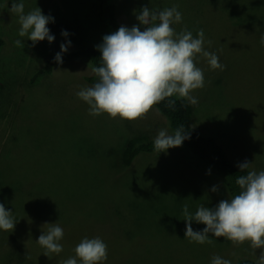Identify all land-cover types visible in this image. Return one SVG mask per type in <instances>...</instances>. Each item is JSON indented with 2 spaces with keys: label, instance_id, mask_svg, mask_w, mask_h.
Returning a JSON list of instances; mask_svg holds the SVG:
<instances>
[{
  "label": "rangeland",
  "instance_id": "rangeland-1",
  "mask_svg": "<svg viewBox=\"0 0 264 264\" xmlns=\"http://www.w3.org/2000/svg\"><path fill=\"white\" fill-rule=\"evenodd\" d=\"M96 1L23 0L25 13L39 7L55 22L80 18L86 43L97 48L109 31L95 14ZM115 3L120 27H141L134 13L144 7L177 6L183 19L174 26L176 33L186 28L195 37L204 31L205 49L216 53L224 67L211 70L198 57L205 86L192 93L198 103L191 104V125L215 139L236 167L247 160L252 171H264V48L259 42L264 0ZM11 6L12 0H0L5 84L0 99V203L13 212L16 226L12 232L0 231V264L18 257L20 264H63L85 237H100L107 244L105 264H210L215 255L232 264L242 255L257 259L262 250L254 253L247 242L234 246L211 234V243L203 245L185 239V204L195 212L199 205L212 208L229 199L219 189L218 176L211 172L204 177L186 162L187 152L178 149L160 156L141 154L133 169L117 165L128 139L141 134L155 138L161 129L172 134L169 121L155 107L136 121L90 116L88 105L76 95L92 86L85 81L91 70L82 59L61 63L35 79L68 39L54 35L51 44L44 40L35 46L24 39L25 47H17L20 24ZM213 186L217 192L211 191ZM55 222L64 230L63 251L50 259L36 240L46 223ZM192 227L201 231L206 225L193 221Z\"/></svg>",
  "mask_w": 264,
  "mask_h": 264
},
{
  "label": "clouds",
  "instance_id": "clouds-1",
  "mask_svg": "<svg viewBox=\"0 0 264 264\" xmlns=\"http://www.w3.org/2000/svg\"><path fill=\"white\" fill-rule=\"evenodd\" d=\"M11 14L18 17L20 28L17 47L24 48V39L32 41L33 46L47 40L55 41L49 23L55 18L45 15L41 8L28 13L24 11L23 0H12ZM136 14L137 20L144 25L128 28L121 26L117 31L105 35L97 46L101 53V66L93 68L97 82L82 88L77 97L88 105L90 116L108 115L126 121H136L147 114L155 105L168 99L169 106L175 108L177 99L186 100L192 105L198 99L192 95L195 90L205 86L204 71L197 66L202 56L211 70H223L219 57L205 49V34L201 29L194 37L186 28L176 33L175 25L182 23V13L177 6L154 10L144 7ZM61 35L69 37L63 30ZM264 46V35L260 38ZM72 46L71 40L60 45L54 59L62 63V56ZM191 139L190 132L184 126L170 134L161 129L153 140L154 151L167 154L169 149L183 145ZM241 172L249 169L247 160L237 165ZM208 174H211L209 169ZM239 193L229 199L221 200L215 207L199 205L195 212L185 204L182 215L186 221L185 239L190 243L203 245L211 243L210 234L215 238L223 237L234 246L248 243L256 253L261 249L255 264H264V171H248L236 179ZM212 192L218 187L213 186ZM206 225L201 231H194L192 223ZM47 225L46 230L44 226ZM36 243L44 250L43 254L51 259L63 251L61 241L64 230L58 222L46 223ZM16 223L13 212L0 203V231H14ZM75 256L63 261V264H105L108 259V246L100 238H83L75 247ZM210 264H232L231 260L219 255L211 258Z\"/></svg>",
  "mask_w": 264,
  "mask_h": 264
},
{
  "label": "trees",
  "instance_id": "trees-1",
  "mask_svg": "<svg viewBox=\"0 0 264 264\" xmlns=\"http://www.w3.org/2000/svg\"><path fill=\"white\" fill-rule=\"evenodd\" d=\"M95 7V14L98 20L107 27L109 34L117 31L120 28V25L117 21V5L115 0H97ZM47 26L53 35L62 36L61 33L63 30H67L69 32L70 35L67 37V39L71 40L72 44L76 47H74L75 50H70L63 54L62 63L75 59L84 60L86 65L91 70L90 76H87L85 81L90 85H94L98 78L92 69L101 66V53L96 47L86 43L85 29L80 21V18L74 16L66 17V19L63 21L60 20V22L49 23ZM144 27V25H141L140 29L143 31ZM3 44V40L0 39V48L3 46ZM54 57L55 55L47 60L45 66L35 76V79L42 74L52 73L53 69L57 65L61 64L56 62ZM2 75L3 74L0 69V99L2 91L5 88ZM169 99H176L174 109L169 106L168 99L158 103L154 107L167 118L173 133L177 128L184 126L191 135V139L186 140L182 146L172 149H178L183 152L186 151V162H188L194 168V170L196 169L201 171L200 174H203L204 177L206 176V173L209 172V169H211V172H215V175L213 176H218L220 183L219 189L221 193L227 194L229 198L237 195L240 189L235 182L236 179L241 175H246L248 171H252L251 168L241 172V169L236 167L230 160L228 152H226L225 149L220 144H218L215 139L202 136L195 128L192 127L191 119L194 109L189 102L186 100L177 99L176 97ZM153 140L154 138H149L145 134L128 139L125 144L120 147V150H122V155L115 163L124 169H133L135 164L134 162H136V159L141 154L160 156L163 153L159 155V153L154 151ZM211 176L212 173L208 177L210 178ZM15 260H18V262L15 264H20L19 262L22 261H19V257ZM15 260L10 261L8 264H14ZM255 261L256 259L242 255V257L238 258L236 264H255Z\"/></svg>",
  "mask_w": 264,
  "mask_h": 264
}]
</instances>
